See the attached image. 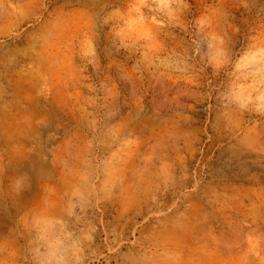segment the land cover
Masks as SVG:
<instances>
[{
  "label": "rangeland",
  "instance_id": "374dc122",
  "mask_svg": "<svg viewBox=\"0 0 264 264\" xmlns=\"http://www.w3.org/2000/svg\"><path fill=\"white\" fill-rule=\"evenodd\" d=\"M0 264H264V0H0Z\"/></svg>",
  "mask_w": 264,
  "mask_h": 264
}]
</instances>
